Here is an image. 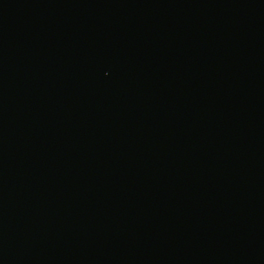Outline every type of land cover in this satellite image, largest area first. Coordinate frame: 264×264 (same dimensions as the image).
Returning <instances> with one entry per match:
<instances>
[{"label": "water", "instance_id": "water-1", "mask_svg": "<svg viewBox=\"0 0 264 264\" xmlns=\"http://www.w3.org/2000/svg\"><path fill=\"white\" fill-rule=\"evenodd\" d=\"M0 264H264V0H0Z\"/></svg>", "mask_w": 264, "mask_h": 264}]
</instances>
